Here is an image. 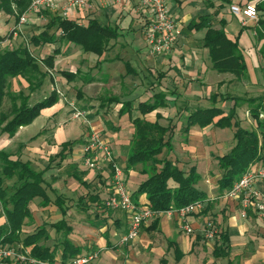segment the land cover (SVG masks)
I'll use <instances>...</instances> for the list:
<instances>
[{
  "label": "trees",
  "instance_id": "1",
  "mask_svg": "<svg viewBox=\"0 0 264 264\" xmlns=\"http://www.w3.org/2000/svg\"><path fill=\"white\" fill-rule=\"evenodd\" d=\"M30 1L0 0V13L11 20L13 26L18 22L19 17L27 11ZM226 3H229V0H226ZM253 5L258 12L256 34L260 40L264 38V0H257ZM219 8L217 7L212 15H198L187 24L186 28L190 30L205 29L201 41L202 46L207 48L213 70L218 73H230L237 80L245 81L249 76L243 48L239 45L238 36L234 39L228 37L224 30V20L216 18L215 14L218 13ZM91 14L87 12L84 16L75 18L63 17L57 10L46 9L37 12L36 15L42 17L43 23L38 27V31L31 32L26 44L0 51V108L5 98L10 100L7 110L0 111L1 135L7 138L14 137L21 127L31 124L42 110L52 107L59 101L58 91L54 88L47 96L33 104H29L30 94H24L22 91L17 93L10 91L11 79H23L27 83L30 93L39 89L46 80H53L54 58L58 54L59 48H54L51 54L44 57L35 56L32 53L33 50H39L54 41H65L78 46L83 52L101 56L115 46V44L110 45V42L116 43L121 36L122 28L117 23H104ZM7 37L12 38L10 30L6 36H0V40ZM259 53L264 57V44ZM125 66L127 69L131 67L127 61ZM58 73L68 80L78 75L77 71L68 70H60ZM262 73L263 88L259 95L253 97L229 96L235 101L229 113L223 115H220L223 110L215 104L210 107H196L189 112L180 129L186 138L192 125L200 127L230 126L233 128V146L226 153L216 157L221 170L216 181L218 195L223 196L229 191L252 165L259 163L261 167H264V65ZM208 99L216 101L217 94L210 95ZM151 100L150 98L148 101H140L134 107L138 111V115L131 117L133 132L122 167V171L127 174L137 164L152 162L150 175L141 181L131 193L133 201L137 203L136 198L145 194L146 205L154 211L178 209L196 201L204 202L206 192L197 185L201 175L196 171V165L181 169L177 162L157 157L163 151L173 150L174 123L170 118L166 123L160 122L162 115L158 112L156 120L146 119L147 114L167 105L162 92L155 93ZM107 102H121L120 115L130 112L133 107L132 101H119L116 97L102 101V107ZM244 103L248 105L249 115L255 120L254 126L250 128L242 127L239 120L235 119V109ZM36 137L37 135L32 136L31 139ZM77 142L84 144L85 139L63 143L52 160L59 158L61 163L71 157ZM114 161L116 162L115 159ZM146 171V168L142 169V172ZM87 172L88 168L79 169L78 164L73 162L69 164L67 171L68 175L74 176L82 186L89 185V182L84 178ZM12 179L14 181L9 188L5 181ZM44 183L43 170H37L30 161H24L20 156L15 158L9 151L0 149V206L6 219L5 224L0 226V244L14 247L27 258L50 264H55L56 248L59 246L61 264H65L67 259L79 256L77 253L80 251L66 237L71 231V227L67 225L65 219L67 212L62 208L63 200L67 198L57 195L54 201L64 218L51 224L50 228L65 232L57 247L43 244V241L48 238L45 226H39L32 233L21 235L26 219L31 216L30 202L36 198L40 199L42 205H47L50 202ZM82 199L84 200V197ZM104 200L102 202L100 200L101 204L99 205L106 210L103 207ZM210 221L217 228L216 224L212 220ZM217 235L226 248L227 235L219 231L218 228ZM25 250L27 253H24ZM221 250H224V247L218 246L215 249V251ZM10 259H7L6 262L13 261L14 264H17Z\"/></svg>",
  "mask_w": 264,
  "mask_h": 264
},
{
  "label": "crops",
  "instance_id": "2",
  "mask_svg": "<svg viewBox=\"0 0 264 264\" xmlns=\"http://www.w3.org/2000/svg\"><path fill=\"white\" fill-rule=\"evenodd\" d=\"M166 1L169 13L182 28V34L172 49L160 55L151 56L153 58L152 62H146L147 64H143L142 58H139L137 54V57H131L124 60L119 55H115L113 52L123 46L121 36L116 43L114 41L110 42V45L115 44V46L106 52L102 61L97 60L96 62L90 61L88 63L89 66H87L86 73L82 74V69L80 70V67H76L75 70H72L73 67H71L68 71H77L78 75L69 80L58 73L61 69L55 67L57 65L56 61H54V68L52 71L54 70L55 74L52 73L55 86H59L61 83H63L64 86L67 85V83L73 85L75 81H79L81 84H86V86H93L95 90L99 88L107 90L116 88V90L119 91L112 92L107 98L99 100L98 102L87 99V101H90L88 104H86L87 101L82 97V94L77 95V102L80 101L83 103L80 106V110H83L86 113V119L90 123V127L98 130L102 136L107 139L112 147L114 158L118 164H121L122 161L112 146V137L107 135L100 126L106 123L114 133H119L121 131L122 127L109 119L111 116L115 115L120 118L121 115L119 114V109L121 104L116 102L117 104L113 107V103L115 102H107V104L102 107V101L114 97L117 98L118 96H123V98H128V100L133 101V98H137L143 93H141V91H145L147 88L146 86L148 85L147 81L151 77L154 80V82L151 83L152 87H159L162 92L167 94L172 92L179 95L181 90L186 98L192 100L198 98L208 99L210 95L214 94L212 91L214 86L217 88L223 87L224 80L218 82L212 81L210 83L205 81L203 71L199 69V64L200 60H203L205 55L204 51H206L207 48L203 46V48H199L198 44H194L191 38H188V36L195 31H200L186 28L187 24L198 15H212L217 7H220L218 13L215 14L216 18L218 20H224V30L229 38L234 39L236 36L239 37L238 42L243 48L244 55L245 53L248 54V56L252 58L255 66L260 68V75L263 79L262 66L264 65V57L260 55L259 51L264 44V38L259 40L256 34V20L258 18L256 20L246 19L240 15L232 14L230 11L231 5L253 4L257 0H229V3H226V0ZM169 3L172 5L169 6ZM188 7L190 10H186ZM172 8L175 9V12L173 13L171 12ZM87 12L92 13L91 16L96 17L104 23L119 24L120 28H122L121 35L124 30L132 29L133 24L136 23L133 30H139L142 39L144 40L143 30L148 20H150V17L149 13L145 10H137V0H122L120 3L106 9H100L94 6L91 9L71 10L70 14L71 17L78 18L84 16ZM232 16L237 17L239 24H235L236 22H234ZM127 18H130L131 22L126 27L124 22ZM185 18L186 20L189 19L186 24H184L182 20ZM29 21L30 24L37 23L41 25L43 23L42 17L36 14H30ZM3 25L7 27V31L9 32L12 26V21L5 17ZM1 26L2 24L0 23V28ZM201 31H204L201 36L202 40L205 29H202ZM30 34L31 33L26 30L25 42H27ZM57 42L60 44L57 47L60 51L62 43L61 41ZM78 54H80V50L74 47L72 57L67 63L72 64ZM44 56L45 55L40 53V57ZM115 59H122L125 62L127 61L131 66L128 69L125 66L126 73L122 75L123 80L119 83V87L111 86L116 82L114 81L112 83L111 76L107 73V70H109L108 68L114 64L113 61ZM175 64H180V69L176 72V76L171 79L170 72L172 66ZM129 76H132V78H129ZM135 77L137 78L136 80ZM180 77L183 79L181 80L183 81L182 85H180L181 87L176 85L178 83L177 81L180 80ZM249 79L250 78L248 77L245 82L251 84ZM162 80H166L169 83L163 85ZM232 80L233 79H230L229 81ZM170 82L172 83L170 84ZM217 88H215L216 91H218ZM112 90L116 91L115 89ZM112 107L115 108L114 113L107 114L108 111L113 112ZM97 111H100L101 113H97ZM157 112L162 115L160 122L166 123L169 116L165 110H161L160 108L149 113L151 119L148 120H156ZM87 114L88 117L90 116V119H88ZM96 120L99 121L98 125L95 122ZM128 124L132 125L130 116L128 117ZM25 128L26 126L21 127L12 138H6L4 135L0 134V149L5 147V141L16 139V137H18L17 135L22 133ZM132 132H129L130 135ZM86 135L87 133L82 139H85ZM123 138L125 139L128 137L123 135ZM116 140L117 145L119 146V138H116ZM120 146L121 149H124L122 145ZM25 147L28 148L27 151L32 152L36 156L41 154L39 156L43 158L42 160L46 159L45 156H42L43 152L50 153V149H52L51 153L59 151V148H57L55 144L50 147L47 140L43 141L40 145L28 144ZM81 152L82 149H74L71 157L68 158L71 159V162L78 164L80 169H86V167L81 164ZM123 166L124 164L120 167L122 168ZM257 167H261V165L259 163L252 165L253 169ZM66 171H68V169H66ZM109 177L110 170L108 166L104 167V169L98 173L88 169L84 178L89 182V185H81L79 188L77 186L74 187L77 193L80 191V195L77 196L76 199H73L70 196H65L61 193L64 198H67V200L77 206L79 212L86 210L91 211L88 214L87 220L84 221L89 226L96 228L95 231L97 235H89L86 237L87 239L84 243H80L75 237H71L72 226L66 220L67 225L71 227V231L66 237L75 247L80 249L77 253L79 255H84L90 251H98V258L92 264H197L200 259L199 256L202 254H205V257L199 262V264H206V259H209L210 257L216 260L227 258V264H264V214H259L253 209H249L244 215L238 200L226 198L224 195H218L216 185L217 177L206 176V179H204V187L202 189L206 192V200L203 202V209L201 212H195L186 217V222L193 230L191 233H186L181 228L182 220L177 214L161 215L157 219L152 218L144 222L140 228L138 236L126 244H121L119 242L121 236L125 234L127 230L126 214L120 210H104L101 208L102 206L99 205L110 193ZM94 183H96V185H94ZM255 186L257 189L264 191V180L256 181ZM55 187L56 186H52V190H55L56 193H60L61 191ZM83 188L84 190H82ZM85 189H89V192L86 199L84 198L83 200L82 198L86 195ZM90 195L93 196L90 197ZM36 199L38 200L36 201ZM36 199L30 202L31 207L29 204L31 216L26 219L22 227L21 235L32 233L39 226H45L48 238L43 241V244L57 247L59 241L64 237L65 232L62 230L56 231L54 228H50V225L62 220L64 217L56 203L49 202L47 205H42L40 199ZM136 202L140 206H147L146 195H139L138 198H136ZM210 220L216 224L219 231H222L227 235L228 241L227 244H225L226 248L222 245L219 235L213 240H206L203 237L202 229L205 226V223ZM5 221V216L0 208V226L5 224ZM218 246L224 247V250L215 251ZM56 249L57 254L55 264H61L60 247L58 246ZM24 253H27V251L25 250ZM72 258L74 257L67 259L65 264H67ZM10 260L14 259L12 258ZM209 260L211 261V259ZM217 263L221 264L219 262ZM4 264H14V262L10 261L5 262ZM17 264L31 263L17 262ZM210 264H213V262Z\"/></svg>",
  "mask_w": 264,
  "mask_h": 264
},
{
  "label": "rangeland",
  "instance_id": "3",
  "mask_svg": "<svg viewBox=\"0 0 264 264\" xmlns=\"http://www.w3.org/2000/svg\"><path fill=\"white\" fill-rule=\"evenodd\" d=\"M170 5L172 4L169 3V6ZM186 10H190V8L188 7ZM171 12H175V9L172 8ZM29 16L30 14H28L27 23L23 27V34L9 38L7 43H5L3 46V50L10 48L12 49L13 47H16L18 45L26 44V30L29 33L38 31L37 29L41 25L37 23L30 24ZM69 16L71 17V14H69ZM5 17L6 16L3 13H0V23L2 24L0 28V35L5 34L6 36L8 32L7 27L3 25V20L5 19ZM232 17L234 18V22H236L235 24H239L237 17ZM182 20L183 23L186 24L189 19L186 20L185 18ZM130 22V18L125 19L124 23L126 27L129 25ZM135 26L136 23L133 24L132 29L124 30L122 32L121 41L123 42V46L115 50L113 53L122 57L123 60L139 56V58H142L143 64L146 62H152L153 58L148 55V50L145 45V41L142 39L140 31L136 29L133 30ZM203 32L204 31L201 30L195 31L193 34L188 36V38H191L194 44H198L199 48H203L201 41V36ZM61 43L62 46L60 48V51L58 52V54H56L54 58V61H56L57 65L55 67L61 70H70L71 67H73L72 70H75L76 67H80V70L82 69V74H84L87 71V66H89L88 63L90 61H102L106 54L105 53L99 56L94 53H86L83 52L78 46L68 44L65 41H61ZM59 45V42L54 41L51 44L45 45L43 48H39V50H33L32 53L37 57H40V53L47 56L51 54L53 49L57 48ZM74 47L80 50V54L76 55L75 60H73L72 64H68L67 61H70ZM204 52L205 55L203 60H200L199 69L203 71L205 81L207 83H210L212 81H225L223 83V87L217 88L214 86L212 89L213 93L217 94L216 101H212L206 98H198L196 100H192L190 98H186L185 94L181 90L179 92V95L174 94L172 92L167 94L165 92H162L159 87L151 86V83L154 82L153 78L151 77L147 81L148 85L146 86L147 88L145 89V91H141V93H143L140 96H138L137 98H133V107L130 112L122 114L120 118L116 115L111 116L109 118L112 122L117 123L122 127L119 133H114L106 123L100 126L101 129L104 130L107 135H110L112 137V146L122 161L121 164L117 163L119 166H122V164H124L125 162L124 160L129 150L128 142L131 136L130 133L133 130L132 125L128 124V117L130 116L131 118L138 115V111L134 109L138 102L148 101L150 98L153 100V95L155 93L157 94L159 92H162V94L164 95V101L167 105L160 107V109L165 110L169 118L174 123V133L172 138L173 150L168 152L163 151L157 157L159 159L168 158L171 161L177 162V165L181 169H186L187 167L193 164L196 165V171L201 175V179L197 184L200 189H203L204 187V179H206V176L218 177L220 175L221 170L219 168L216 157L226 153L233 146V128L230 126L218 127L214 125H208L206 127H200L199 125H192L186 138L180 129L182 125H184V120L189 114V112L194 110L196 107H210L215 104V106L220 107L223 110L220 114L223 115L229 113L230 108L233 106L235 101L234 98H229V96L236 97L246 95L247 97H253L259 95L262 92L263 88L262 78L260 75V68L255 66L252 58L246 53L245 60L247 63V71L251 84H248L245 81L237 80L230 73H218L213 70L211 68L209 55L207 54L208 51L206 50ZM122 59H115L113 61L114 64L108 68L109 70L106 69L107 73L111 76V82H116L115 84L113 83L111 86L119 87V83H121L123 80L122 75L126 73L125 61H123ZM179 69L180 64H175L172 66V70L170 72L171 79L176 76V72H178ZM52 72L54 73L55 71L53 70ZM129 78H132V76H129ZM136 79L137 78L135 77V80ZM230 79L233 80L229 81ZM181 80L183 79L180 77L179 81ZM179 81H177L178 83L176 85L180 86L182 85L183 81ZM167 83L169 82L166 80H162L163 85H166ZM171 83L172 82H170V84ZM54 84V79L51 81L46 80L39 89L30 93L27 87V83L23 79H11L10 91L15 93L22 91L24 94H30L29 104H33L34 102L41 100L42 98L47 96L53 88L58 91L59 101L52 107L42 110L40 115L35 118L31 124L26 126L25 130L22 133H19V135H17L18 137H16V139H12L11 141H5L6 144L5 147H3L4 150H7L12 153L13 157L17 158L18 156H20L22 160L30 161L35 169L43 170V177L45 179L44 185L47 189V193L51 203L56 200L57 195H62L61 193H63V195L65 196H70L73 199H76V197L80 195V191L77 193L74 187L77 186L79 188L81 185L74 178V176H70L68 175V173H66V169H68V166L71 163V159H65L62 164L60 163L59 158L52 160V158L57 152L51 153L52 149H50V153H42V156L46 157V159L42 160L43 158L39 156L41 154H38V156H36L32 152L27 151L28 148L25 146H27L28 144L40 145L43 141L47 140L50 147L55 144L56 147L60 150L63 143L80 140L88 132V128L90 125L83 122L82 119L73 118L75 110L71 107L70 102L74 101L77 109H80V106L83 103L80 101L77 102L78 94H82V97H84L86 101L88 99L98 102L99 100L107 98L112 92H119L116 90V88L109 89H115L116 91H109L103 88L95 90L93 86H86V84H81L79 81H75L73 85H69V83H67V85L65 86L63 85V83L59 84V86H55ZM215 88H217L218 91H216ZM226 96H228V98H225ZM117 98L119 101L128 100V98H123V96H118ZM88 102L90 101H87L86 104H88ZM115 104L117 103H113V107H115ZM119 104H121V102ZM9 105L10 100L8 98H5L2 107L0 108V111L7 110ZM114 109L115 108H113V112L108 111L107 114L114 113ZM235 111V119L239 120L240 125L242 127L250 128L254 126L255 120L249 115V108L246 103L239 105L235 109ZM98 112L100 111H97V113ZM89 117L88 119H90ZM145 118L151 119L150 114H147ZM95 122L98 125L99 121L96 120ZM35 135H37V137L35 139H31V137ZM123 135L127 136L128 138L124 139ZM116 138H119V146L117 145ZM120 145H122L124 149H121ZM82 148L83 146L80 142H77L74 146V149ZM47 164L50 166H48ZM151 164L152 162L150 161L137 164L134 169L129 171L127 174L123 175V181L129 193L133 192L136 189L137 185L150 175ZM143 168L147 169L145 173L142 172ZM13 181L14 180L12 179L6 180L5 182L10 188L11 183ZM94 185H96V183H94ZM52 186H56L55 188H58V190L61 192L56 193L55 190H52ZM82 190H84V188ZM85 191L86 195L84 198L86 199L89 189H85ZM37 200L38 199H36V201ZM63 202L64 204L62 205V208L67 212L65 219L72 226L71 237H75V239L78 240L80 243H84L87 239L86 237H88L89 235L95 236L96 228L89 226L84 221L87 220L88 214L91 211L86 210L79 212L77 210V206L69 200L64 199ZM199 257V261L194 258L196 261H198L197 264H199V262L205 257V254H202ZM209 259H211V261ZM209 259H206V264H210L211 262H213V264H218L217 262L221 264L228 263L227 258H220L219 260H216L210 257Z\"/></svg>",
  "mask_w": 264,
  "mask_h": 264
},
{
  "label": "built area",
  "instance_id": "4",
  "mask_svg": "<svg viewBox=\"0 0 264 264\" xmlns=\"http://www.w3.org/2000/svg\"><path fill=\"white\" fill-rule=\"evenodd\" d=\"M122 0H31L29 7L23 13L18 22L10 28L11 36L16 37L23 34V27L27 23L28 14H36L43 10H57L63 17H67L71 10L91 9L94 6L106 9ZM137 10H145L149 13L150 20L143 30L145 45L150 56H157L169 51L177 43L182 34V28L168 11L166 0H137ZM232 14L240 15L246 19L256 20L258 12L253 4L231 5ZM9 37L0 40V51L7 43ZM75 110L74 119H82L86 124L90 123L86 119V113L77 109L74 101L70 102ZM114 153L111 145L102 134L89 126L85 143L81 152V164L94 172H101L108 166L110 170V193L103 202L106 210H120L127 216V230L119 240L121 244L136 238L140 232L142 224L152 218L161 215L177 214L182 220L181 228L186 233L193 230L186 222L189 214L199 212L203 209V202L196 201L184 207L170 208L164 211H154L148 206H140L135 203L125 187L123 181L122 168L114 161ZM264 180V167L252 166L234 183L232 188L224 196L238 200L242 213L245 215L248 209H253L259 214H264V191L256 188L255 182ZM203 237L206 240H213L217 234V228L211 221H207L202 229ZM13 258L15 261L28 262L31 264H50L41 262L18 252L14 247L0 244V264H4L7 259ZM98 258V251H90L84 255L72 258L67 264H92Z\"/></svg>",
  "mask_w": 264,
  "mask_h": 264
}]
</instances>
